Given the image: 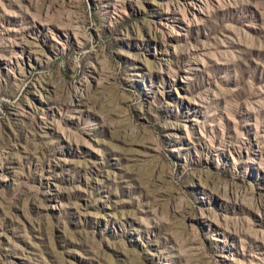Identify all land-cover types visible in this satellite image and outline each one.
I'll use <instances>...</instances> for the list:
<instances>
[{
  "label": "rangeland",
  "instance_id": "374dc122",
  "mask_svg": "<svg viewBox=\"0 0 264 264\" xmlns=\"http://www.w3.org/2000/svg\"><path fill=\"white\" fill-rule=\"evenodd\" d=\"M0 264H264V0H0Z\"/></svg>",
  "mask_w": 264,
  "mask_h": 264
}]
</instances>
